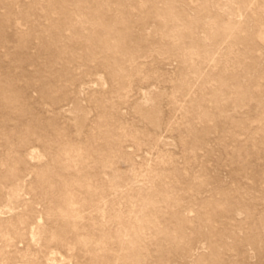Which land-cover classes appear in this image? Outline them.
I'll return each instance as SVG.
<instances>
[{
	"label": "rangeland",
	"instance_id": "374dc122",
	"mask_svg": "<svg viewBox=\"0 0 264 264\" xmlns=\"http://www.w3.org/2000/svg\"><path fill=\"white\" fill-rule=\"evenodd\" d=\"M0 264H264V0H0Z\"/></svg>",
	"mask_w": 264,
	"mask_h": 264
}]
</instances>
